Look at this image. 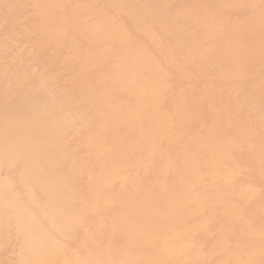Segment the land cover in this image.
<instances>
[{"label":"bare ground","instance_id":"bare-ground-1","mask_svg":"<svg viewBox=\"0 0 264 264\" xmlns=\"http://www.w3.org/2000/svg\"><path fill=\"white\" fill-rule=\"evenodd\" d=\"M0 264H264V0H0Z\"/></svg>","mask_w":264,"mask_h":264}]
</instances>
